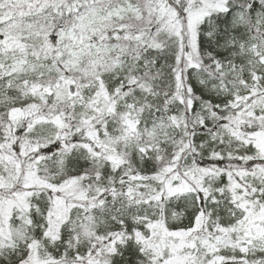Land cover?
Masks as SVG:
<instances>
[{"label": "snow or ice", "instance_id": "6c2138e0", "mask_svg": "<svg viewBox=\"0 0 264 264\" xmlns=\"http://www.w3.org/2000/svg\"><path fill=\"white\" fill-rule=\"evenodd\" d=\"M0 264H264V0H0Z\"/></svg>", "mask_w": 264, "mask_h": 264}]
</instances>
